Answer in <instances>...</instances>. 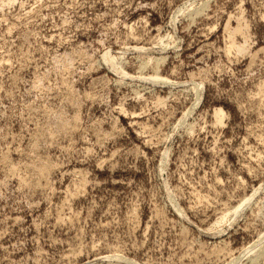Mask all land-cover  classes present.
<instances>
[{"label":"rangeland","instance_id":"1","mask_svg":"<svg viewBox=\"0 0 264 264\" xmlns=\"http://www.w3.org/2000/svg\"><path fill=\"white\" fill-rule=\"evenodd\" d=\"M261 184L264 0H0V264H227Z\"/></svg>","mask_w":264,"mask_h":264},{"label":"bare ground","instance_id":"2","mask_svg":"<svg viewBox=\"0 0 264 264\" xmlns=\"http://www.w3.org/2000/svg\"><path fill=\"white\" fill-rule=\"evenodd\" d=\"M203 3V2H202ZM201 3V4H202ZM200 4V5H201ZM204 4V3H203ZM204 6H205V4H204ZM203 6V7H204ZM189 7H191L189 4H184L183 6H181V7H179V8H177L176 10H175V12L173 13V15H172V17L170 18V21H169V25H171V26H174V24L176 23V21L178 20V18L179 17H181L183 14H185L184 12L186 11V16L187 17H190V14L192 13H188V11L190 12V8ZM202 7V6H201ZM206 8V7H205ZM205 8L204 9H202L201 10V8H200V14L202 13V11L203 10H205ZM194 10V9H193ZM197 12V10L195 9L194 10V13H196ZM193 13V15H195L196 17H197V15L196 14H194ZM199 13V12H198ZM199 14V15H200ZM190 19V18H189ZM193 19V18H192ZM194 19H195V17H194ZM236 30H238V29H236ZM240 31V30H239ZM239 31H237V32H239ZM233 33V32H232ZM231 33V34H232ZM235 33V32H234ZM230 34V33H229ZM230 34V35H231ZM241 34V33H240ZM240 34H239V36H240ZM238 35V34H237ZM232 36V35H231ZM231 36H229V38L231 37ZM241 36H242V34H241ZM233 37H234V35H233ZM229 38H227V42H228V40L230 41L231 40V43L233 42V39H229ZM169 39V38H168ZM245 39V38H244ZM243 40V39H242ZM171 41V40H170ZM244 41V40H243ZM158 42H159V39H158ZM245 42V41H244ZM161 43H163L162 41H160L159 42V44H161ZM231 43H229V45L228 46H230L231 45ZM154 45V44H153ZM161 45H163V44H161ZM160 45V46H161ZM167 45V44H166ZM158 47V46H157ZM128 48V47H127ZM126 48V49H127ZM169 48V47H168ZM172 48V47H171ZM174 48V47H173ZM231 48V47H230ZM229 48V49H230ZM242 48V47H241ZM125 49V50H126ZM131 49V53H132V51H134V52H136V54H138V55H140V54H145V53H151L155 48H153V46L152 47H142V48H138V46L137 45H135V46H133V47H131L130 48ZM157 49V48H156ZM159 49V48H158ZM157 49V50H158ZM161 49V48H160ZM165 49H166V46H165ZM124 50V51H125ZM163 50H164V48H163ZM226 50H227V47H226ZM155 51V50H154ZM153 51V52H154ZM160 51V50H159ZM229 52H230V50H228ZM240 51V50H239ZM127 52V51H126ZM162 52V51H161ZM228 53V52H227ZM120 58H117L116 59V61H114L113 60V57H111L110 56V53L109 52H106L105 53V56L102 58V60L105 62V63H107V64H109L108 65V68L112 71V72H114L115 74H117L119 77H122V79H125V78H127V79H129V80H135V79H138V78H135V77H133V76H128L127 75V73L126 72H124V70H123V68H122V66H121V64L119 63V62H121L120 60H119ZM159 59V58H158ZM154 60H156V59H154ZM159 60H161V59H159ZM146 63V62H145ZM159 63V62H158ZM124 65V64H123ZM139 76V75H138ZM141 77V76H140ZM151 77V76H150ZM153 77H158V76H153ZM144 79V78H143ZM158 79H160V78H158ZM163 79V78H162ZM145 80H146V78H145ZM151 81H152V79H150ZM150 80H148V82H146V83H149V84H151L152 85V83L153 82H156V83H158L159 81L157 80H154V81H152V83H150ZM138 81H140V79L138 80ZM160 82H162V81H160ZM160 82H159V85H160ZM142 83V82H141ZM164 83H166L165 81H164ZM155 85V84H154ZM200 85L201 84H199V85H195V87L193 88L194 90H200ZM261 89V88H260ZM259 90V89H258ZM260 92V91H259ZM261 93V92H260ZM199 96V95H198ZM263 97H261V99H262ZM198 99L199 98H197V99H195L196 100V104H194V105H197V102H199L198 101ZM261 99H259V100H261ZM261 102V101H260ZM195 107V106H194ZM121 111V110H120ZM188 111V110H187ZM186 111V112H187ZM190 111V110H189ZM193 111V110H192ZM191 112V111H190ZM188 114V113H187ZM190 114V113H189ZM188 116V115H187ZM186 116V117H187ZM213 116H214V118H215V122L217 123V124H221V120H222V118H223V113H222V111L220 110V109H215L214 110V112H213ZM181 119H183V118H181ZM184 120V119H183ZM181 124H182V120H181ZM41 137V136H40ZM39 137V138H40ZM41 138H43V137H41ZM40 138V139H41ZM40 139H38V140H40ZM38 162V161H37ZM42 163V162H41ZM37 166V163H34V166ZM10 169H12V168H10ZM15 170V169H14ZM37 174L39 175V176H42V178H43V174H45L46 172H48L47 171V168L45 167V164H41V165H39V166H37ZM49 170V169H48ZM35 171V170H34ZM9 172H11V171H9ZM14 173V172H13ZM12 173V174H13ZM36 172H34V174H35ZM49 173V172H48ZM36 174V175H37ZM45 176H46V174H45ZM37 177V176H36ZM38 178V177H37ZM36 178V179H37ZM44 178H46V177H44ZM39 180V179H38ZM21 184H23V183H21ZM33 184H34V181H33ZM36 185V184H35ZM260 191H263V200H264V189H263V185L261 184V185H259L256 189H254V190H252V192L249 194V195H245L244 197H242L233 207H231V208H229V209H226V210H224L220 215H219V217H217L215 220H214V222L212 223V225H210L207 229L210 231L211 229H215V231L217 230L216 228H219V227H221V229H219V230H217L216 232H217V234L218 233H220V232H222L223 231V227L224 228H227V227H229V226H231L232 224H234L237 220H238V218L240 217V216H242L243 215V213H244V210L247 208L248 209V207L250 206V203L254 200V198H255V196L257 195V194H259V192ZM169 196V195H168ZM258 196V195H257ZM256 196V197H257ZM170 198V197H169ZM175 210V209H174ZM177 210V209H176ZM180 210V209H179ZM178 210V211H179ZM181 211V210H180ZM259 212H261V211H259ZM182 213V212H181ZM258 213V212H257ZM259 214H261V213H259ZM262 214H263V212H262ZM260 216V215H259ZM262 216V215H261ZM182 217V216H181ZM263 218H264V216H263ZM207 230V231H208ZM204 231H206V230H204ZM226 231V230H225ZM201 232H202V230H201ZM261 233V232H260ZM259 235V234H258ZM250 244V243H249ZM219 251V250H218ZM242 251V250H241ZM228 253H230V254H232L231 252H228ZM233 254H234V252H233ZM73 255H74V253H73ZM109 255V254H108ZM230 256V255H229ZM111 257H113L112 255H111ZM115 257H117L118 258V256H115ZM225 257H227V256H225ZM225 257H223V258H225ZM116 258V259H117ZM122 257H120V259H121ZM106 259V258H105ZM119 259V258H118ZM123 259V258H122ZM243 260V262H242V264H264V232L261 234V235H259L258 237H257V240L255 241V242H253L252 244H250V246L248 245V247L247 248H245V249H243V251L240 253V254H238L235 258H233V259H231L227 264H240L241 263V261ZM108 261H109V259H108ZM121 262V260H118V262ZM123 262V261H122ZM117 263V262H116ZM225 263V262H224ZM120 264V263H119Z\"/></svg>","mask_w":264,"mask_h":264}]
</instances>
